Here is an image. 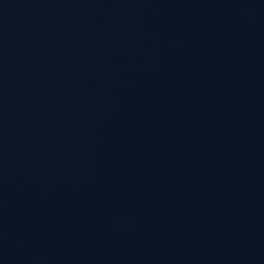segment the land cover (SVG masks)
I'll return each instance as SVG.
<instances>
[{"label":"water","instance_id":"obj_1","mask_svg":"<svg viewBox=\"0 0 264 264\" xmlns=\"http://www.w3.org/2000/svg\"><path fill=\"white\" fill-rule=\"evenodd\" d=\"M0 264H264V0H0Z\"/></svg>","mask_w":264,"mask_h":264}]
</instances>
